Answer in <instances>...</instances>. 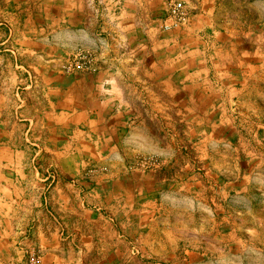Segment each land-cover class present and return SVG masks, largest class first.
<instances>
[{
    "label": "crops",
    "instance_id": "0c3cea01",
    "mask_svg": "<svg viewBox=\"0 0 264 264\" xmlns=\"http://www.w3.org/2000/svg\"><path fill=\"white\" fill-rule=\"evenodd\" d=\"M169 1L0 0V56L15 70V105L26 109L29 125L55 119L71 128L84 119L94 155L159 161L156 171L137 175V188H129L134 174L122 182V229L103 245L97 231L82 230V236L66 228V220L79 217L67 193L76 186L45 178L44 203L56 198L63 205L58 219L64 228L28 232L29 252L20 258L44 251L42 264H63L60 247L80 238L88 253L99 246L111 253L96 264H129L136 228L138 240L145 239L139 248L153 256L143 264H226L227 257L230 264H248L227 205H236L234 214L242 218L250 190L264 184L253 149L264 135L256 125L264 119V72L243 49L250 34L236 30L251 22L235 15L250 13L258 0H174L184 5L187 24L162 34L157 28ZM76 49L94 54L95 72L58 71L62 54ZM34 56L42 60L35 67ZM48 190L57 194L50 198ZM72 202L80 206L79 195Z\"/></svg>",
    "mask_w": 264,
    "mask_h": 264
},
{
    "label": "rangeland",
    "instance_id": "374dc122",
    "mask_svg": "<svg viewBox=\"0 0 264 264\" xmlns=\"http://www.w3.org/2000/svg\"><path fill=\"white\" fill-rule=\"evenodd\" d=\"M179 2L169 1L167 13L157 28L160 33L169 34L181 30L187 24V12ZM253 7L250 13H235L245 19L247 24L251 22V27L236 30L242 36L250 34L249 43L243 44V49L252 54V62L260 73L264 72V0H258ZM174 8L179 13L176 27L172 26L176 20L172 15ZM18 33L21 37L22 32L19 30ZM49 47L55 49L56 44ZM40 48L42 49V44ZM46 49L48 50L47 47ZM36 58L37 56H34V60L32 59L34 67L38 64L37 61H42H36ZM11 66L9 57L0 56V264H42L44 251L28 254L26 260L20 258L21 254L28 250L26 242L31 237L27 238V233L37 228L49 229L52 232L64 228L63 220L58 219L63 205L57 203L56 198L44 203L43 195L49 185L44 180L47 177L49 181L64 179L67 185L76 186L67 190V193L71 199L70 211L76 212L79 217L66 220V228L80 229L82 236L83 231H86V234L87 231H92V234L97 231L95 238L101 241L100 245H103L104 241L105 244L109 243L112 232L120 231L123 225L122 182H128L127 178L134 174L129 177V188H137V175L156 171L158 159L153 156L94 155L92 144L95 140L89 133V124L83 122L84 119H78V122L70 125L71 128L68 125L55 124V119H34L33 124L29 125L26 121L30 120L26 119V109L17 108L15 105L17 93L12 89L16 87L17 79ZM96 68L93 53L76 49L62 54L58 71L65 75H74L92 73ZM18 95L20 99L25 97L24 94ZM36 102L39 103L35 99ZM261 120L264 122V119H258L256 125L264 127ZM75 125L77 131L72 129ZM254 125L252 124L251 130H255ZM63 126L65 128L59 130V127ZM254 144V153L261 159L256 162L259 165L257 170L260 171L258 180L264 183V135H259ZM57 148L62 149L59 151ZM262 185L263 187L250 190L253 191L251 204L243 207L247 209L243 210L242 218L237 219L234 214L236 205L232 202L227 205L230 215L228 222L231 225L237 224L242 244L245 245L243 259L248 264H264V197L253 196L264 194V184ZM52 193L57 194L56 191ZM77 195L80 206L77 202H72L73 197L77 198ZM47 211L52 217L46 214ZM136 233V228H132L129 237V264H143L153 258L151 253L142 252L139 248L145 239L142 236L138 240ZM80 244L79 238L60 247L63 264H78L85 259L88 264H96L108 256L111 258V253L107 252L105 247L99 246V251L88 253L81 249ZM232 250L234 251L233 248ZM226 254L230 256L233 252ZM213 256L215 257L216 253ZM232 260L227 257L226 264L233 263Z\"/></svg>",
    "mask_w": 264,
    "mask_h": 264
},
{
    "label": "bare ground",
    "instance_id": "6f19581e",
    "mask_svg": "<svg viewBox=\"0 0 264 264\" xmlns=\"http://www.w3.org/2000/svg\"><path fill=\"white\" fill-rule=\"evenodd\" d=\"M178 10L176 9V8H174V9H172V15L174 16V17H176V20H175V23H174V25H172L173 27H176L177 26V23L179 22V16H178ZM169 27V26H168Z\"/></svg>",
    "mask_w": 264,
    "mask_h": 264
}]
</instances>
